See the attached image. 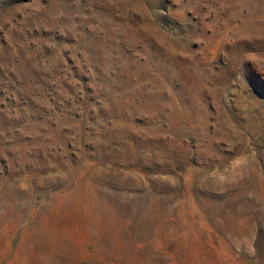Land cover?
I'll list each match as a JSON object with an SVG mask.
<instances>
[{
	"label": "rangeland",
	"instance_id": "374dc122",
	"mask_svg": "<svg viewBox=\"0 0 264 264\" xmlns=\"http://www.w3.org/2000/svg\"><path fill=\"white\" fill-rule=\"evenodd\" d=\"M0 264H264V0H0Z\"/></svg>",
	"mask_w": 264,
	"mask_h": 264
}]
</instances>
